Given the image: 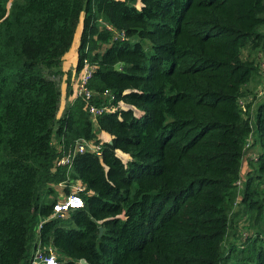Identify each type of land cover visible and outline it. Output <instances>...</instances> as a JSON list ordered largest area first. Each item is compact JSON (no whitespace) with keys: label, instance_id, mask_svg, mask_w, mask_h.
<instances>
[{"label":"trees","instance_id":"obj_1","mask_svg":"<svg viewBox=\"0 0 264 264\" xmlns=\"http://www.w3.org/2000/svg\"><path fill=\"white\" fill-rule=\"evenodd\" d=\"M82 14L76 71L87 57L112 97L58 117ZM258 54L264 0H0V264H29L39 240L61 264H264V96L244 101ZM98 130L100 156L58 166ZM68 176L85 206L39 229Z\"/></svg>","mask_w":264,"mask_h":264},{"label":"built area","instance_id":"obj_2","mask_svg":"<svg viewBox=\"0 0 264 264\" xmlns=\"http://www.w3.org/2000/svg\"><path fill=\"white\" fill-rule=\"evenodd\" d=\"M104 24L108 30L114 32L115 38H124V33L115 31L114 28L107 22ZM95 68L96 64L86 57L83 61V67L77 85L76 94L77 98L88 100V111L94 118L104 114L108 109L104 103L96 104L91 101L95 97V92L92 91L89 83ZM101 94L103 98L112 97L111 92L108 90ZM102 147L103 144L100 142L97 143L84 137L79 138L76 140L74 148L68 153L62 155L58 161V166H67L69 171H71L73 161L77 154L90 151L100 156L102 154ZM59 186L62 188H67L68 191L61 193V198H59V200L53 206L51 216H47L39 222V229L42 228L44 222H46L48 219H64L71 211L78 208H83L85 206L83 194L89 193V191L87 185L84 182L68 176V179L62 181ZM29 264H61V261L59 259L58 251L52 243L39 240L33 251Z\"/></svg>","mask_w":264,"mask_h":264},{"label":"rangeland","instance_id":"obj_3","mask_svg":"<svg viewBox=\"0 0 264 264\" xmlns=\"http://www.w3.org/2000/svg\"><path fill=\"white\" fill-rule=\"evenodd\" d=\"M83 20H84V14H82V18L80 19V22L78 24V28L75 34V38H74V42L71 45L70 49L65 53V55L63 56V62L64 64L70 65V66H74L75 70L76 67L78 65L79 62V49H80V44H81V36H82V31H83ZM103 47H99L97 50H102ZM245 56H247V51L245 52ZM258 60H259V75H254V77H252L251 82L248 85V89H250L251 93L250 96L248 98H245L244 101H254V105L257 104L258 101L263 100V96H264V54L263 55H259L258 54ZM75 73V72H74ZM79 74L75 73L73 74V77L76 78ZM57 79H60V75L59 77H56ZM80 79V78H79ZM78 85V84H77ZM77 94V89H76V93L74 94L73 98H77L75 97ZM73 96V95H72ZM102 97V94L98 95L95 93V97ZM60 117V115L58 116ZM109 134L105 131H101L98 130L96 132V138H93V141H99L100 143H103L105 141H109ZM251 151H249L250 153ZM249 156V155H248ZM251 156V155H250ZM248 160L249 158H246V160L244 161V172L249 170V165H248ZM54 196L56 197L57 195L54 194ZM45 217L41 216L39 217V222L42 221ZM257 230H262V225H257ZM242 233V231L240 232ZM233 236L230 237V241H237L238 242V238H232Z\"/></svg>","mask_w":264,"mask_h":264},{"label":"crops","instance_id":"obj_4","mask_svg":"<svg viewBox=\"0 0 264 264\" xmlns=\"http://www.w3.org/2000/svg\"><path fill=\"white\" fill-rule=\"evenodd\" d=\"M61 69H62V73L60 74L59 84L61 88L62 99H61L60 111H59L58 116L59 115L61 116L65 112L67 107L76 100V98H73V97H74V94L76 93L77 84L81 76V72H80L79 77L78 75L76 78L73 77V74L75 73L79 74L75 70L74 66H70V65L62 63ZM109 140H110V136H109Z\"/></svg>","mask_w":264,"mask_h":264},{"label":"water","instance_id":"obj_5","mask_svg":"<svg viewBox=\"0 0 264 264\" xmlns=\"http://www.w3.org/2000/svg\"><path fill=\"white\" fill-rule=\"evenodd\" d=\"M103 229H104V228L101 226V227H100L101 234H102V232H103ZM80 263H81V264H88L87 261H86L85 259H81V260H80Z\"/></svg>","mask_w":264,"mask_h":264}]
</instances>
